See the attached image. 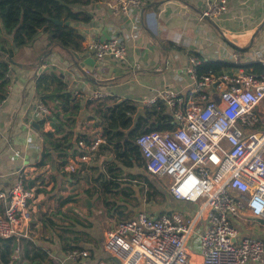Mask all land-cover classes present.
<instances>
[{"label":"built area","instance_id":"2783aa9c","mask_svg":"<svg viewBox=\"0 0 264 264\" xmlns=\"http://www.w3.org/2000/svg\"><path fill=\"white\" fill-rule=\"evenodd\" d=\"M109 1L115 15L135 20L143 14L140 0ZM228 1H208L199 19L221 17L227 12ZM142 24L146 26L145 19ZM112 32L108 39L85 45V52L96 64L126 59L127 35ZM228 56L231 63L243 65L240 50L230 49ZM199 63L188 57L186 73L191 83L187 89L161 88L138 99V106L145 109L161 102L175 125L171 130L141 133L134 140L145 171L168 179L172 199L194 204L195 213L137 212L104 232L101 256L94 255L95 264H264V238L242 237L237 230L243 223L264 229V57L256 61L263 67L260 74L238 68L198 77L195 67ZM73 95L95 103L112 93L89 84ZM37 111L40 117L49 114L41 102ZM103 143L99 130L88 142L78 140L75 148L80 153L61 169L75 172L78 163L90 160ZM34 196V187L20 171L15 172L8 193L0 182V238L24 236L23 224L30 219ZM253 204L262 210L257 212ZM188 243L199 253L190 252ZM89 257L88 249L72 247L67 251L72 262L83 264Z\"/></svg>","mask_w":264,"mask_h":264},{"label":"crops","instance_id":"0c3cea01","mask_svg":"<svg viewBox=\"0 0 264 264\" xmlns=\"http://www.w3.org/2000/svg\"><path fill=\"white\" fill-rule=\"evenodd\" d=\"M140 1L143 14L135 20L113 14L109 0H92L88 5L75 8L76 11L90 14L89 22H69L80 37V48L75 52L83 56L82 60L93 58L84 50L88 42L102 36L107 39L113 35L112 31L120 36L127 35L124 41L127 42L128 54L136 61L135 70L129 72L122 68L129 67L127 59L124 62L105 60L101 64L94 61L93 67H83L86 74L101 81L96 86L112 93V96L103 99L110 103L107 105L129 100L136 106L140 97H150L158 89H187L191 82L186 68L191 56L200 62H230V49H237L242 53L243 65L255 63L264 57V0H230L225 15L210 20L199 19V15L211 0ZM142 19H145L146 26L142 24ZM52 36L51 30L42 31L24 48H13L12 61L18 65L10 66L8 75L11 81L7 87V97L0 103L1 185L4 190L11 186L15 172L20 171L35 190L30 219L23 224L24 235L27 233L26 225L35 213L44 215L49 211L50 215L60 216L64 213L63 208L75 206L82 197L81 190L61 169L64 156L48 150L50 145L42 136V132H52L53 129L46 119L42 130L38 124L42 117L37 111L40 101L36 94V80L40 75L39 67L47 66L44 72L54 71L60 77L63 75L61 79L66 83L68 92L80 91L94 84L84 82L82 75L73 72L70 68L71 58ZM51 49L50 56L40 63V57ZM140 62L150 65L144 69ZM115 67L118 68L116 73ZM13 85L18 87L15 89ZM75 101L81 104L75 118L77 126V118L88 115L86 107L96 102L87 105L80 99L75 98ZM46 104L49 114L45 118L60 110L55 101L48 99ZM62 115L60 112L59 116ZM33 123L39 125V130L32 126ZM90 131L89 124L78 122L77 133L92 135ZM39 162L43 164L39 165ZM67 198L71 199L65 202ZM26 249L23 247V255ZM53 260L59 261L55 257Z\"/></svg>","mask_w":264,"mask_h":264},{"label":"trees","instance_id":"16d2710c","mask_svg":"<svg viewBox=\"0 0 264 264\" xmlns=\"http://www.w3.org/2000/svg\"><path fill=\"white\" fill-rule=\"evenodd\" d=\"M92 0H0V103L7 97V87L10 84L9 78L11 60L13 59V48H24L36 36L42 32L51 30L53 38L62 47L77 51L80 48V37L73 26L57 25L55 20L64 22H89L90 14L85 11L75 10L77 7L85 6ZM242 68L247 73L260 74L263 67L259 63L244 64L237 66L227 61H201L196 67L195 72L201 75L232 72L234 69ZM36 94L41 103L46 104V100L55 101L60 110L52 112L51 116L43 118L38 122L40 129L46 120L49 121L53 131L42 132L44 141L50 145L48 150L59 152L65 158L74 157L79 152L74 148V143L80 139L88 142L89 134H76L73 136L71 127L75 125V118L78 115L81 104L75 101L73 92H68L66 83L60 75L54 71L41 73L36 80ZM136 111L132 101L123 100L113 102L111 105L98 104L96 112L99 122L96 126L100 127V132L104 138V143L99 145L100 150L96 157L103 158V152L113 156L111 162H107V171H118L116 163L126 168L138 167L145 170V163L138 147L135 145V138L145 132L166 131L174 127L171 114L165 106L158 102L156 107L145 109V113L133 117ZM60 112L63 115L60 117ZM46 119V120H45ZM68 128L69 131L65 132ZM56 135V136H55ZM60 137H57L59 136ZM73 147V150L71 148ZM71 150V152H67ZM80 153V152H79ZM84 153V151H81ZM61 162V165H65ZM43 162H39V165ZM86 163H81L83 167ZM134 178L132 174L128 175ZM113 178H120L119 173L113 174ZM149 188L155 189L154 185L145 178ZM104 190H109V183L102 181ZM71 198L65 199V202ZM16 237L0 238V264H8L12 251L16 248ZM75 246H70V248ZM37 252L33 256L25 251V257L33 260L40 257ZM44 255V254H43ZM43 255H41L43 257Z\"/></svg>","mask_w":264,"mask_h":264},{"label":"rangeland","instance_id":"374dc122","mask_svg":"<svg viewBox=\"0 0 264 264\" xmlns=\"http://www.w3.org/2000/svg\"><path fill=\"white\" fill-rule=\"evenodd\" d=\"M125 47L129 67L122 68L130 72L135 70L136 61L128 54L127 42H125ZM88 65L89 67L95 65L93 58L89 59ZM140 65L146 69L150 64L140 62ZM114 72H118L117 67L114 68ZM13 86L15 89L18 87ZM157 91H153V95ZM101 103L110 104L103 100L96 102L93 106L87 103L86 113L88 115L77 118V126L71 127L73 136L74 133L75 135L78 134L76 132L78 122L83 121L84 124H89L91 133L95 134L98 130L100 131V127L96 126V123L99 122L96 108ZM138 105L139 102H136L134 119L145 113V108ZM87 121L90 122L87 123ZM67 131H69L68 128L65 129V132ZM75 146L74 143V148ZM71 150L68 152L70 153ZM99 150L100 147L98 146L97 150L91 154L90 160L83 162L86 163L83 167L81 166L82 162H79L75 172L64 173L69 175L66 177L74 182L73 184L77 189L81 190L80 202L75 206L68 205L63 208L64 213L60 216L50 215L47 209V213L44 215L35 213L33 217L31 216L30 222L26 225V235L16 237V248L12 251L8 264H81L72 262L67 258V251L70 246L87 248L90 257L83 264H95L96 258L101 256V242L104 232L118 222L133 218L137 212L143 211L148 214H159L165 211H175L180 214L195 213L196 206L194 204L172 199L168 179L152 176L142 168H126L120 163H116L115 166L121 169L119 171L118 169L113 170L110 173L106 167L107 162L109 164L113 156L104 151L103 154L106 156L98 158L96 154ZM117 173H119L120 178H113V174ZM129 174H132L134 178L129 177ZM145 178L154 185L155 189L149 188ZM102 181L111 182L108 185L110 191L104 190ZM9 188L10 186L5 188L6 193L9 192ZM248 226L245 223L237 226L242 237L264 236V229L258 227L257 224L256 229L251 228L250 223ZM23 247L27 248L29 256L38 252L40 257H34L33 260L28 259L23 255ZM187 248L190 252L199 253L190 243L187 244ZM93 254L96 255V258ZM54 257L58 258L59 261H54ZM192 261L196 263V258H192ZM98 264L102 263L99 262Z\"/></svg>","mask_w":264,"mask_h":264},{"label":"water","instance_id":"95a60500","mask_svg":"<svg viewBox=\"0 0 264 264\" xmlns=\"http://www.w3.org/2000/svg\"><path fill=\"white\" fill-rule=\"evenodd\" d=\"M206 20H210V19H206ZM54 23L57 24V25H62V24H64V25H69V22H68V21L63 23L62 21L55 20ZM103 35H105V33H104ZM108 38H109V37H107V39H108ZM101 40H104V37H103V36H102ZM60 48H61L62 50H64V51L69 55V57L71 58V65H70V68L73 70L74 73H79L80 75H82V76H83L88 82H90L91 84L99 85V84L101 83L100 80H96V79H94V78H90V77L86 76V73H85V71L83 70V67H84V65H88V64H89V59H84V60H82V59H83V56L77 54L75 51H72V50H70V49L64 48V47H62V46H60ZM51 53H52V49H51V50H48L46 53H44V54L40 57L39 62L41 63L43 60L47 59V58L50 56ZM80 60H82V61H80ZM11 64H12V65H15V66L18 65L16 62H14V61H12V60H11ZM46 69H47V66H45V67H41V66H40L39 69H38V73L41 74V73L44 72ZM62 76H63V75L61 74V77H62ZM216 85H217V84H214V87H215ZM213 99H214L216 102L218 101V97H217L216 95L213 96ZM32 126H33L34 128H36V130H39V125H38V124L33 123Z\"/></svg>","mask_w":264,"mask_h":264},{"label":"clouds","instance_id":"9594fccd","mask_svg":"<svg viewBox=\"0 0 264 264\" xmlns=\"http://www.w3.org/2000/svg\"><path fill=\"white\" fill-rule=\"evenodd\" d=\"M253 207L255 208V210H256L257 212H260V211L262 210L261 207L258 206V205H256V204H253Z\"/></svg>","mask_w":264,"mask_h":264}]
</instances>
